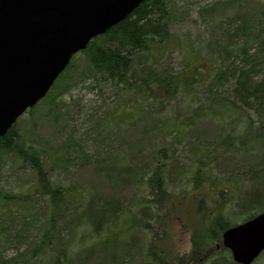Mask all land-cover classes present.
<instances>
[{
    "label": "trees",
    "instance_id": "obj_1",
    "mask_svg": "<svg viewBox=\"0 0 264 264\" xmlns=\"http://www.w3.org/2000/svg\"><path fill=\"white\" fill-rule=\"evenodd\" d=\"M181 1L141 3L74 56L47 96L0 137V264H199L212 245L203 235L224 220L202 218L190 258L172 256L165 219L177 197L190 189L220 197L231 186L221 183H245L251 201L237 195L233 206L249 217L264 210V0L198 10L203 21L224 17L219 35L203 63L193 45L196 53L177 64L172 29ZM80 86L98 101L64 100ZM35 115L52 121L50 139L35 136ZM84 169L92 179L69 185ZM19 173L32 179L2 186ZM83 229L97 241L72 257ZM9 248L15 254L7 258Z\"/></svg>",
    "mask_w": 264,
    "mask_h": 264
},
{
    "label": "water",
    "instance_id": "obj_2",
    "mask_svg": "<svg viewBox=\"0 0 264 264\" xmlns=\"http://www.w3.org/2000/svg\"><path fill=\"white\" fill-rule=\"evenodd\" d=\"M145 0H0V137L48 94L72 58ZM237 264L264 250V212L223 234Z\"/></svg>",
    "mask_w": 264,
    "mask_h": 264
},
{
    "label": "rangeland",
    "instance_id": "obj_3",
    "mask_svg": "<svg viewBox=\"0 0 264 264\" xmlns=\"http://www.w3.org/2000/svg\"><path fill=\"white\" fill-rule=\"evenodd\" d=\"M180 1V0H179ZM227 0H182L180 2V7L181 10L179 9V12L182 13V15H178L176 16L175 19V26L172 29V33L175 37V40L178 42V51L172 56V60L175 61V63H181L182 61H185L186 59L189 58V53L190 55H194L196 53V49L195 48H191V46L193 45H199L200 48V54L197 55L198 59L200 60L201 63H203V61H205V59H207L208 56V52H209V44L211 42L214 41V38L217 37L219 35V31H218V24L219 22L224 20V17H215L212 19H206L203 21L202 16L198 15V10H201L204 6L206 5H210V4H214L216 2H225ZM263 0H258V2H262ZM186 3L189 5V7L187 9L183 8V4ZM223 27V26H221ZM216 39V38H215ZM196 48H198L196 46ZM205 58V59H204ZM210 59V58H208ZM195 63V62H194ZM193 63V64H194ZM207 64H205L204 67H206ZM85 86V85H84ZM76 99V98H82V102L83 104H91L93 105V102L98 101L97 97L90 93L89 91L83 90L80 87H78L77 89H73L69 94L64 95V100L68 101L71 99ZM39 111V110H38ZM117 114H122V111L119 110L117 112ZM167 115V113H166ZM25 116V115H24ZM24 116L21 118L23 119ZM86 116L84 115V118ZM31 120V118H30ZM32 120L36 121L35 123L38 124L39 126H37V129L35 130L36 134L35 136H37V138L42 139V140H47L50 139L52 137V129L50 127V123L52 122L49 118L47 117H39L38 115H35ZM22 124H20L19 126H21ZM88 128H83V130H87ZM93 134V133H92ZM55 144L56 142L53 141ZM19 177H15V178H7V179H3L2 181V186L5 187L6 189H9L11 187H14L15 185H20L25 181L26 179H29L31 176L23 174V173H19L18 175H16ZM90 176V177H87ZM244 177L240 178L243 179ZM32 179V177H31ZM91 173L88 172V170L84 169L82 172L78 171L77 173H75L74 175H72L71 177H67V181L69 185H73V183H76L78 185L80 184H87V182H89V180H91ZM23 181V182H22ZM95 181L96 184H98L97 182H99L96 178L93 180ZM73 182V183H71ZM236 186H234L235 189ZM180 188V187H178ZM178 188L175 189V191L178 192ZM187 189V188H185ZM231 189H233V187H231ZM170 190V189H169ZM187 191V190H186ZM227 197H234L236 199L237 197V192L234 191V193H230ZM207 198V197H204ZM233 201H231L229 204L225 205V209L223 214H226V217H228L229 215H233V214H238V215H234V218H230L224 221H220L219 222H214L213 224H215L214 226L211 227L206 239L209 241L211 239H213V237L215 235H217L220 232V228L224 225V224H237L240 223L241 221H243L246 217H248L251 212L247 211L246 213H242L240 209H237L235 206H233ZM246 210H248V208H246ZM256 211H252V213H255ZM177 224H175L173 222V220H170L169 218L165 219V230H166V245L167 248L169 250V252L171 253L172 256L178 257V258H182V257H187L188 259L190 258V254L193 253L192 250V239L190 238V236L187 234L184 237H180V234L178 232V228H177ZM204 227H202V224L199 225V230L202 231ZM209 228V225H206V231ZM84 230V231H83ZM80 230L78 232V236L77 238L79 239H74L72 242V249L71 251L68 250V255H71L72 257L75 256V254H77V252L79 253L81 250L84 249V247H88L89 244L91 242H96L97 237L94 238V236H91V232H89L88 229H83ZM202 235H197V238H199ZM201 239V238H199ZM202 240V239H201ZM80 241H82V244H80ZM81 245V246H80ZM88 245V246H87ZM22 248H20L19 251H22ZM214 249V245L213 248ZM15 254V250L12 248H9L5 251L4 255L7 258H10L12 256H14ZM212 257H217V258H222L225 257L224 253H218L216 252V254H214ZM200 257L196 258V262L199 264H210L212 261H214L216 258L213 259H206L203 260L201 259L199 261ZM210 259V260H209ZM61 261L64 262V259L62 258ZM61 264H63V262H61ZM187 264H196L195 262H190ZM252 264H264V252L259 255V257L252 263Z\"/></svg>",
    "mask_w": 264,
    "mask_h": 264
},
{
    "label": "flooded vegetation",
    "instance_id": "obj_4",
    "mask_svg": "<svg viewBox=\"0 0 264 264\" xmlns=\"http://www.w3.org/2000/svg\"><path fill=\"white\" fill-rule=\"evenodd\" d=\"M230 190V189H229ZM218 191V190H217ZM221 192V196L219 197H209L207 196V198H202L198 196V191L196 190H188L187 194L183 195V196H179L176 198L177 204H173L169 206V210H170V214L169 216H175V221L174 223L177 224V228H178V232L180 234V237H184L185 235H189L190 238H193L197 229L199 228V225L201 224V219L203 218V220L207 219H212L213 217L216 218H221L223 220L226 219H230V218H234V215H238V214H233V215H229L228 217H226V214L224 215V209L221 210H212L210 209L212 206L214 205H227L232 201L231 197H227L229 192H226V189H220L219 190ZM175 208L177 207V211L174 212L173 210L171 211V208ZM209 209V210H208ZM242 210V213H246L247 210L244 209H240ZM206 212H208V215L206 214ZM251 217H246L243 221H241L240 223L237 224H241L244 223L248 220H250ZM218 221H216L217 223ZM234 223L231 224H225L224 229H221L220 232L217 234V236L213 237V240L210 242L212 243V245L210 244L209 246H205V248L202 251V254L199 255V261L201 259L206 260L208 258H210L211 256H213L214 254L218 253H224L225 257H222L221 259L225 260V262L228 263H232L235 264L234 262H232L231 259V253L225 249L222 246V242H223V234L230 228L234 227L235 225ZM214 245V249L213 248ZM216 258L214 261H218L220 258L217 257H212L210 259ZM209 259V260H210ZM213 262V261H212ZM211 262V263H212ZM199 263V262H198ZM210 263V264H211Z\"/></svg>",
    "mask_w": 264,
    "mask_h": 264
},
{
    "label": "bare ground",
    "instance_id": "obj_5",
    "mask_svg": "<svg viewBox=\"0 0 264 264\" xmlns=\"http://www.w3.org/2000/svg\"><path fill=\"white\" fill-rule=\"evenodd\" d=\"M245 184V183H244ZM244 184H240L239 186L238 185H236L237 187H235V189H234V187H233V189H231V187L232 186H234L233 185V182H224V183H221V185L222 186H225V185H231V186H229V187H222L221 189H226V192H229V193H234V191L235 192H237V195H239V197H238V199H239V202L240 203H244V200L246 199L248 202H250L251 201V199H249L248 198V195H249V188L247 187V185L246 186H243ZM230 189V190H229ZM248 198V199H247ZM238 201V200H237ZM246 201V202H247ZM238 202V203H239ZM173 204H177V201L176 202H174V203H172V204H170V205H173ZM248 204V203H247ZM169 205V206H170ZM244 206L246 205V204H243ZM177 207H173V208H171V211L173 210L174 212H176L177 211V209H176ZM175 216L173 215L172 217L171 216H169V219L170 220H173V222L175 221ZM208 233L209 232H207L205 235H203L204 236V238H205V240H207L206 239V237H207V235H208ZM213 239H211V240H207L208 242H211Z\"/></svg>",
    "mask_w": 264,
    "mask_h": 264
}]
</instances>
